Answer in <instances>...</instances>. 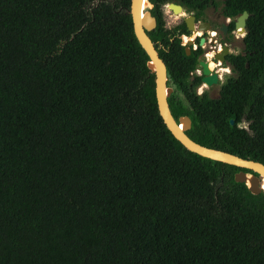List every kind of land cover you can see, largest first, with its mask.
I'll use <instances>...</instances> for the list:
<instances>
[{"label": "trees", "instance_id": "1", "mask_svg": "<svg viewBox=\"0 0 264 264\" xmlns=\"http://www.w3.org/2000/svg\"><path fill=\"white\" fill-rule=\"evenodd\" d=\"M218 95L148 0L173 117L194 141L264 164V0ZM130 0H0V264H264V191L163 122ZM233 119V123H230ZM246 121L247 126L242 123Z\"/></svg>", "mask_w": 264, "mask_h": 264}, {"label": "water", "instance_id": "2", "mask_svg": "<svg viewBox=\"0 0 264 264\" xmlns=\"http://www.w3.org/2000/svg\"><path fill=\"white\" fill-rule=\"evenodd\" d=\"M149 4L148 0H130V7L127 12L131 16L134 34L149 58L147 66L154 78L157 109L163 122L172 135L188 150L212 160L251 170L253 173H248L243 170L236 172L234 179L236 182H244L251 193L259 194L264 191L263 163L252 159L242 158L224 150L207 147L194 141L185 132L191 127L190 118L184 115L178 117V120H176L173 117L167 100L172 92V88L167 85L168 77L166 65L163 59L159 56L153 41L147 34V32H150L156 26L155 17L151 15L149 10L145 9ZM167 7L174 13L182 12V6L180 4L170 2ZM247 17L248 12L244 10L235 19L236 27L240 28L243 32L245 31ZM193 20V16L185 18L184 21L188 30L194 29ZM184 50L186 54L190 53L188 46H185ZM200 65L203 67V73L206 77L210 73L208 66L203 61H200ZM230 123H233V119H230Z\"/></svg>", "mask_w": 264, "mask_h": 264}, {"label": "flooded vegetation", "instance_id": "3", "mask_svg": "<svg viewBox=\"0 0 264 264\" xmlns=\"http://www.w3.org/2000/svg\"><path fill=\"white\" fill-rule=\"evenodd\" d=\"M168 3L163 5V9L172 12L167 7ZM181 13V19L177 24L185 23L186 17L193 16L194 18V29L188 30L186 27L188 32H182L179 37L180 44L183 47L188 46L190 52L193 51L197 58L195 69L191 72V74L195 73L200 76L201 83L197 87V92L202 93L203 88H206L205 90L208 91L210 96L216 97L220 85L227 76L233 74V56L238 53L244 54L242 38L245 31L243 32L240 28H237L235 24L236 17L241 13L231 17L229 15V5L226 4L225 0H209V3L199 12L187 11L182 6ZM236 47L238 50L235 49ZM200 61L207 64L210 71L209 76L216 75L218 77L215 84L207 86L204 82L203 77L206 78L207 76L205 77L203 73ZM215 86H218L217 92L210 93L209 89Z\"/></svg>", "mask_w": 264, "mask_h": 264}, {"label": "rangeland", "instance_id": "4", "mask_svg": "<svg viewBox=\"0 0 264 264\" xmlns=\"http://www.w3.org/2000/svg\"><path fill=\"white\" fill-rule=\"evenodd\" d=\"M148 7H150V5H148ZM181 12H177V13H174V12H171L169 11L168 9H164V19H165V26L170 28L172 26H174L175 24H177V22L181 19ZM243 34V32H242ZM236 50H238V48L236 47L235 48ZM206 88H203V90H205ZM218 90V86H215V87H212L209 89L210 93H216ZM243 126H247V122L244 121L242 123ZM250 173V172H248Z\"/></svg>", "mask_w": 264, "mask_h": 264}, {"label": "bare ground", "instance_id": "5", "mask_svg": "<svg viewBox=\"0 0 264 264\" xmlns=\"http://www.w3.org/2000/svg\"><path fill=\"white\" fill-rule=\"evenodd\" d=\"M217 81H218V77L216 75L209 76V74H208L207 77L204 78V82L207 84V86H211L214 83H216Z\"/></svg>", "mask_w": 264, "mask_h": 264}]
</instances>
